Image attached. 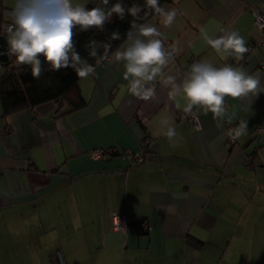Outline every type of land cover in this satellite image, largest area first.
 Wrapping results in <instances>:
<instances>
[{"label": "crops", "instance_id": "1", "mask_svg": "<svg viewBox=\"0 0 264 264\" xmlns=\"http://www.w3.org/2000/svg\"><path fill=\"white\" fill-rule=\"evenodd\" d=\"M15 5L0 0L1 25ZM161 6L177 10L171 27L147 21L173 54L165 75L179 83L195 62L225 66L229 56L207 45L202 30L236 31L255 48L234 67L258 76L264 90V31L253 13L264 12V0ZM115 51L80 78L86 104L77 110L51 100L3 115L0 102V264H60L58 251L63 264H264V130H255L264 126V91L225 97L222 127L195 106L196 128L178 116L162 81L155 98L133 96ZM241 121L246 134L229 142V127ZM112 212L126 213L124 232L112 228Z\"/></svg>", "mask_w": 264, "mask_h": 264}, {"label": "clouds", "instance_id": "2", "mask_svg": "<svg viewBox=\"0 0 264 264\" xmlns=\"http://www.w3.org/2000/svg\"><path fill=\"white\" fill-rule=\"evenodd\" d=\"M101 3L103 7L87 9L74 6L72 0H16L10 13L12 22L7 28V51L0 54L15 56L17 65L30 66L36 79L40 78L45 62L53 71L71 68L79 78L86 79L95 74L96 68L76 50L74 29L103 31L113 14L121 20L128 14L133 18L130 29L114 56L116 61L123 63V79L128 82V91L133 96L145 101L155 98L156 82L160 80L170 89L168 96L176 101L177 109L192 114L195 106L202 107L205 114L211 112L218 120L217 126L222 127L219 120L226 115L225 97L236 99L264 91L258 76L232 65L218 68L207 62L193 63L178 83L176 76L165 75V69L174 59L172 52L165 49L158 28L146 22L148 16L155 13L165 26L171 27L176 21L177 10H167L160 0H144L143 5L133 3L127 8L122 0L111 7H108L109 0H101ZM120 39L119 32L111 33L108 41L90 39L85 46L88 56L100 65L109 58L110 41ZM202 39L218 54L233 56L236 60H243L249 51L244 38L236 31L213 37L202 30ZM177 97L186 103L181 105ZM246 130L247 124L241 121L230 134L238 138L246 134ZM166 135L171 140L176 135L175 129L169 127Z\"/></svg>", "mask_w": 264, "mask_h": 264}, {"label": "trees", "instance_id": "3", "mask_svg": "<svg viewBox=\"0 0 264 264\" xmlns=\"http://www.w3.org/2000/svg\"><path fill=\"white\" fill-rule=\"evenodd\" d=\"M169 1L174 0H160V4L162 5ZM117 2L118 0H109L108 7ZM122 3L127 8L131 7L133 3L143 5L144 0H122ZM96 6L103 7L101 0H96L94 5H89L86 8L91 9ZM152 16H156L155 13L150 14L147 21ZM132 19L128 14H126L123 20L113 14L111 21L105 24L103 31L95 28L86 32L80 31L79 28L74 29L76 50L82 57L88 59L90 64L95 65V59L88 56V50L85 47L88 41L90 39L108 41L111 33L119 32L121 39L110 41L112 49L109 55H111L126 38V33L130 29V21ZM1 66L3 67V72L0 75V102L3 115L51 100H58L61 104H65L67 106L66 112L77 110L86 104V100L79 91L80 78L71 68L53 71L50 69V65L45 62L42 64L43 71L40 78L36 79L31 74L30 66H15L11 65L9 61L1 62ZM106 151L109 154H115L110 148H107ZM146 229H148V226Z\"/></svg>", "mask_w": 264, "mask_h": 264}, {"label": "built area", "instance_id": "4", "mask_svg": "<svg viewBox=\"0 0 264 264\" xmlns=\"http://www.w3.org/2000/svg\"><path fill=\"white\" fill-rule=\"evenodd\" d=\"M253 13H254V24L257 28L261 29L264 31V12L257 9V8H253ZM11 20L4 22L1 25V33L3 35H7V28L8 26L11 24ZM249 49V51L253 50L255 48V46L253 44L249 45L247 47ZM246 55V53L244 54ZM236 59L233 56H229V61H228V65H232L233 67L236 65ZM0 67H1V62H0ZM214 67H218L219 66H214ZM178 116L182 119H188L193 126H195L196 128H198V119L197 116L195 114V112L193 111L192 114H185L182 110H180L178 112ZM236 128V127H229V135H228V141L229 142H234L235 141V137L230 134V130ZM257 134H260L263 130H264V126L260 125L258 126L256 129ZM143 149H146V147H143ZM102 153V151L96 149L94 151H92L91 155L93 157H97L100 156ZM132 156H134V160L135 161H141L143 159V156L140 153H132ZM111 224H112V228L116 231H120V232H124L126 230L127 227V216L125 212H112L111 213ZM142 227H147V223L145 221H143L141 223ZM57 257L59 260L60 264L64 263L62 254L60 251H58L57 253Z\"/></svg>", "mask_w": 264, "mask_h": 264}, {"label": "water", "instance_id": "5", "mask_svg": "<svg viewBox=\"0 0 264 264\" xmlns=\"http://www.w3.org/2000/svg\"><path fill=\"white\" fill-rule=\"evenodd\" d=\"M6 37L1 33V17H0V53H6L7 51ZM9 60V56L6 54H0V62H6Z\"/></svg>", "mask_w": 264, "mask_h": 264}]
</instances>
